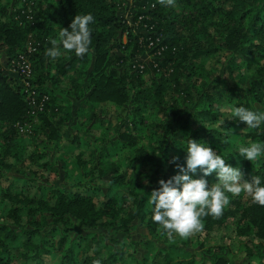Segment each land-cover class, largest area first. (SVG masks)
I'll list each match as a JSON object with an SVG mask.
<instances>
[{"label": "trees", "instance_id": "trees-1", "mask_svg": "<svg viewBox=\"0 0 264 264\" xmlns=\"http://www.w3.org/2000/svg\"><path fill=\"white\" fill-rule=\"evenodd\" d=\"M121 1L0 0V54L10 58L19 52H28L27 41H35L36 50L30 54L34 70L31 85L40 95L50 97L45 111L32 115L20 76L0 64V264H43L46 257L60 254L57 264H93L95 260H100L101 264H207L199 263L193 256L194 248L182 243L157 245L152 259L151 252L139 245L140 242H134L136 247H141L140 251L134 248L131 252L127 242L119 240H115L118 246L113 247L96 240L83 258L75 251L78 238L87 237L83 230L106 228L114 220L120 221L119 230L127 235L135 219L165 234L152 220L148 200L153 190L159 189L161 179L167 181L177 174V163L186 167L190 139L209 145L228 165L241 168L245 181L251 182L253 177L259 176L264 186V156L251 162L238 153L240 146L264 143V123L258 129H247L231 112L232 108L240 106L255 110L253 103L261 105L259 111H264V64L253 74H243L238 64L253 54L264 63V0H176L182 15L176 7H166L158 0H134L129 8L131 21L139 22L134 26L123 16ZM86 14L94 17L90 24L89 54L79 58L74 52H64L61 48L64 56L60 59L53 61L47 57L46 51L52 47L50 38H57L61 27L70 31L76 15ZM145 25L152 28L144 32L137 29ZM150 42L154 43L152 48H148ZM161 48L160 55L153 54ZM147 50L143 57L148 59H142V53ZM219 51L227 59L218 72L211 74L205 67V58ZM87 62L90 68L86 72L79 70ZM199 70L202 74H198ZM146 72L148 77L144 79ZM236 76H241L242 80L235 81ZM225 77L226 83L232 84L224 86ZM64 79L69 82L66 96L79 101V111L93 103L115 104L123 110L131 106L133 123L125 122L124 129L119 127L118 139L135 151L127 156L123 172H120L121 163L111 164L113 170L106 171L101 167L104 160H100L96 163L98 173L89 168L93 160L88 162L81 151L76 156L78 170L68 186L21 177L16 185L21 189L15 192L12 184L19 175H10L15 165H27L28 159L34 162L30 142L25 140L23 145H18L21 132L17 125L39 119L43 135L51 142L56 141L66 123L62 116L57 120L52 117L65 108L60 106L57 95ZM203 79L207 81L202 82ZM237 86L246 89L245 98H240ZM169 89L184 100L192 101L193 109L178 105L176 100L173 107L163 105ZM196 90L198 96H195ZM149 104L169 120L159 125L163 133L158 135L162 141L158 151L136 147V136L125 131L126 126L136 130ZM225 104L230 108H223ZM91 117L98 119L99 115L92 113ZM126 139L128 141H124ZM72 141L81 150L87 149L91 142L78 137ZM42 155H39V167L43 171L56 162L66 166L65 161H57L54 154ZM175 157H179L177 163H173ZM133 176L140 178L139 182L133 180ZM193 178L218 182L216 173L203 177L199 170ZM43 179L50 181L47 177ZM124 180V187H119ZM4 181L12 183L4 186ZM89 182L94 186H89ZM23 207L27 209L25 216ZM43 213L52 218L53 230L60 236L54 250L46 246L47 238L42 231L49 222ZM38 214L42 215L41 220L37 219ZM231 216L239 217V231L249 236L245 256L235 263L225 262L219 256L210 259L209 264H264V206L253 203L246 194L230 195V204L221 217L204 218V231L211 232ZM71 234L77 237L69 241ZM67 243L70 245L64 250ZM146 246L151 248L150 242ZM16 249L19 251L15 252Z\"/></svg>", "mask_w": 264, "mask_h": 264}, {"label": "rangeland", "instance_id": "rangeland-1", "mask_svg": "<svg viewBox=\"0 0 264 264\" xmlns=\"http://www.w3.org/2000/svg\"><path fill=\"white\" fill-rule=\"evenodd\" d=\"M31 2L32 1H30V3ZM133 2L134 0H122L120 3V7H122L120 8V10L123 12V16H125V18L129 20L128 23L130 24V26L136 25L131 21L132 18H130L129 16V8L133 4ZM175 7L177 9V12L182 15V9L178 6L177 3ZM137 29H139V27H137ZM219 39L220 38H218V40ZM123 40H125V37ZM147 53L148 51L142 53V59H148L143 57ZM63 56L64 54L53 61H56ZM255 58H257V55L253 54L250 55V59L244 58L238 63L242 68L243 74H247V72L253 74L258 66L264 64L263 61ZM226 59L227 57L222 55V52L219 51L218 53L205 58V67L211 74H215L216 72H218V68H220L222 62L226 61ZM7 61L8 56H6L4 53L0 54V64H2L3 68L6 67ZM88 68H90V63L87 62L82 65L79 70H81L82 72H86ZM198 74H202V71L199 70ZM228 75V72H226L225 76ZM147 77L148 72L143 75L144 79H147ZM222 80H224V86L231 83L230 81L229 83H226V77ZM241 80V76H236L235 81L240 82ZM206 81L207 79L202 80V82ZM68 85V79L67 81L66 79H64L62 82V87L59 88L60 90L57 92L58 98L60 100L59 104L61 107L65 108L61 112H59V115L55 114L54 116H52L54 120H57L59 116L66 118V123L62 127L61 136L54 142H51L50 139H47L41 131V122L39 119L34 120L31 124H28V126L26 127L27 130L19 134L20 137L17 141L18 145H23L25 140L30 142L29 150L33 152L32 154H34V156L32 157L34 158V162L33 159L32 161L28 159L26 160L27 165H25L24 163H18L15 165L13 172L10 173V175H19L15 183L12 184V189L15 190V192H18L21 189L16 188L17 181L21 177H26L27 179H36L39 180V182H44L45 184L49 185L52 184L55 186H68V181H70L74 172L78 170V166L76 165V156L80 154L81 151L84 152L85 158L88 162L93 160L90 163L91 166H89V168L91 170L94 169L95 173H98V170L96 169L99 167L96 166V163L100 160H104L101 167H104L106 171L113 170L111 164L117 162L121 163L120 172H123V170L125 169L124 164L126 163V161H128L127 156L133 154V152L135 151L132 146L128 147L125 142H123L122 144V141L118 139L119 127L121 126V128L124 129L125 125L122 124H125V122L133 123V115L130 112L131 106L128 110H123L115 104L93 103L91 105L83 106L79 111V101H77L72 96H66V88ZM199 86L201 87L202 85L199 84ZM236 92L240 95V98H245V96H247V91L244 87L237 86ZM195 96H198V90H196ZM174 100H176L178 102V105L180 106L187 105L189 108L193 109L192 101L187 99L184 100L182 97H179L176 93L169 89L167 94L165 95L163 105L173 107L175 106V104H173ZM153 106L154 105L149 104L145 107L142 112L144 120L141 123H137L136 130L132 131L126 126L125 131L136 136V147L145 146L149 150L154 149L158 151L162 146V141H160L158 135L163 133V129L159 127V125L161 123L169 122V120L166 119L158 111V109ZM218 106V104L215 105L214 110H216ZM222 107L230 108V106H227L226 104ZM260 107L261 105L253 103V108L255 110H259ZM92 113H96L97 115H99V118H92ZM67 130L70 131V133H65V131ZM75 137H78V139L82 138L85 142L91 141L89 147L87 149L81 150L80 146L76 145L77 143L72 141ZM124 141H128V139ZM120 144L122 145L120 146ZM53 154L56 156L57 161H59V159L65 161L66 166H62L61 163L56 162L55 165H50L47 171H43L42 168L39 167V155L49 157ZM170 154L171 158H173V154ZM43 177H47L50 181L47 182L46 179H43ZM86 179L89 180V178ZM86 179L85 181L88 182ZM132 179L138 180L139 182L140 178L137 179V177L134 178L133 176ZM125 181L126 180H124V182L118 186L123 188L126 184ZM10 183L12 182L4 181L3 184L4 186H8ZM208 183L213 184L216 182L208 181ZM87 184L89 186H94L92 185L93 183L90 182ZM100 186L104 187V184L101 183ZM32 191L35 192L34 189H32ZM26 213L27 209L23 207L22 214L25 216ZM44 215L48 217L49 223H47V225L43 227L42 232L45 238H47L46 246L50 248V250H54V247H56L60 236L58 232L53 230L54 225L52 224V218L48 216L47 213H43V216ZM41 217V214L37 215L38 220H41ZM132 224L133 226L130 229L129 235L119 230V220H114L112 222V225H109L106 228L83 230V234L87 237L83 240H80V238H78L79 243H76L75 251L79 253L80 258H83L84 254L89 252L90 248H92L96 240H99L102 244L109 243L111 247L118 246V244L115 243V240H119L120 242L126 241L127 245L132 248L130 250L131 252L134 250V248H138L139 251L142 250L139 245H144L143 247L151 252L150 259H152V254L157 245L163 247L165 246V244L168 245L171 243H182L191 246V248H194L193 256L199 263L204 262L209 264L211 261L210 259L213 260L214 258H217L219 256H222L225 262L235 263L241 261V259L245 256V249L247 243L249 242V236H243L238 229V216H231L227 218L224 221L223 225L215 227L209 233L203 230L202 232L196 233L188 239L175 237L174 241L171 242L168 240L166 234H161L157 231H153V229L148 227L146 223L140 222L138 219L133 220ZM21 232L22 231L20 230L18 231L19 234H21ZM76 237L77 235L73 236V234H71L69 237V241H72ZM134 242H140V244L136 247V244H134ZM148 242H150L151 248H147L146 245ZM69 245V243L65 244L63 249L66 250ZM259 247H261V244H259ZM98 248L101 249V247ZM14 251L18 252L19 250L16 249ZM60 256L61 254L56 257H46V260L43 264H57ZM137 256L138 258L140 257L139 252H137ZM119 264L122 263L120 262Z\"/></svg>", "mask_w": 264, "mask_h": 264}, {"label": "clouds", "instance_id": "clouds-1", "mask_svg": "<svg viewBox=\"0 0 264 264\" xmlns=\"http://www.w3.org/2000/svg\"><path fill=\"white\" fill-rule=\"evenodd\" d=\"M166 7H175L176 0H158ZM94 22L91 14L76 15L70 24V31L61 27L57 38H50L52 45L46 56L55 60L64 52H74L79 58L89 54L92 44L90 24ZM223 111V109H222ZM232 116L247 125V129H258L264 123V111L250 110L246 107H234ZM186 167L177 161L178 172L167 181H159V189L153 190L148 203L152 206V220L167 235L168 240L175 237L188 239L204 230V218H219L230 204V195L250 196L252 202L264 206V186L259 176L251 182L243 179L244 173L239 167H232L226 159L217 154L209 145L190 139L187 147ZM240 157L254 162L264 156V143L252 142L238 148ZM201 171L203 177L216 173L217 181L209 185L207 179H194L193 175ZM93 264H101L100 260Z\"/></svg>", "mask_w": 264, "mask_h": 264}, {"label": "built area", "instance_id": "built-area-1", "mask_svg": "<svg viewBox=\"0 0 264 264\" xmlns=\"http://www.w3.org/2000/svg\"><path fill=\"white\" fill-rule=\"evenodd\" d=\"M136 25L139 24L135 23ZM134 26V25H133ZM152 28V26H143L139 27L143 32L146 30H149ZM33 40H28L26 43V48L28 52L22 51L17 53L15 56L8 58L7 64H6V70L10 73H15L21 78V82L25 87V90L27 91V100L30 105V112L32 115H36L38 112L45 111L48 102L50 101V97L48 94H39L37 89L31 85V79L34 75L33 70V64L30 59L31 52H34L36 50ZM153 42H150L148 45V48H152L154 45ZM163 48L160 50H157L154 55H160ZM148 51V50H147ZM149 57H152L151 54H148ZM141 68H143V65H139ZM28 124H31L30 122L26 123H19L17 125V128L20 132H25L27 130Z\"/></svg>", "mask_w": 264, "mask_h": 264}]
</instances>
